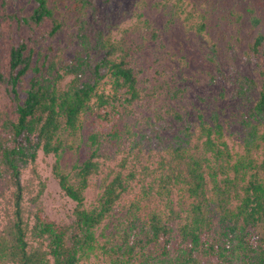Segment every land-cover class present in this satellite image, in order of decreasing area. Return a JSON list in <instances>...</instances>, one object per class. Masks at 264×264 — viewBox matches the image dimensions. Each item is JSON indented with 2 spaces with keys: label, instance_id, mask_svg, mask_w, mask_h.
Listing matches in <instances>:
<instances>
[{
  "label": "trees",
  "instance_id": "trees-1",
  "mask_svg": "<svg viewBox=\"0 0 264 264\" xmlns=\"http://www.w3.org/2000/svg\"><path fill=\"white\" fill-rule=\"evenodd\" d=\"M37 2L20 21L31 31L45 18L54 17L48 0ZM60 28L61 22L54 19L49 35ZM263 43L264 35L258 34L249 53H260ZM87 47L108 49L96 60L88 48L58 66L52 63L45 74L38 61L33 65V51L21 40L11 48L9 75L0 74L18 115L13 120L0 113V178L7 176L14 189L13 219L0 233V264H89L92 256L105 264H264V236L258 234L264 224V160L256 162L249 150L235 157L221 141L223 127L217 114L212 125L199 115L204 138L198 144L200 152L170 145L171 158L163 155L157 168L166 170L143 189L146 196L163 198V208L145 213L142 201L135 198L122 206L126 211L113 221L111 231L96 234V228L111 220L137 176L135 171L124 174L128 158L123 157L118 169L108 167L101 178L97 203L85 205L90 179L101 172L100 158L111 157L105 153L104 142L123 139V130L112 122L141 97L142 70L133 62L130 49H112L101 40ZM117 50L120 53L113 57ZM31 69L35 74L22 99L19 86ZM65 76L71 79L59 88ZM247 81L238 92L248 99L253 81ZM251 115L243 120L246 146L264 148V85ZM87 120L92 128L86 133ZM140 144L142 139L134 141L129 153ZM82 148L87 149V157L75 162L72 179L61 159L65 151ZM40 149L54 154V174L61 189L76 202L69 224L50 220L40 204L35 206L34 223L30 226L24 220L22 169L37 159ZM143 168L149 169L148 162ZM29 237L36 245L30 244Z\"/></svg>",
  "mask_w": 264,
  "mask_h": 264
},
{
  "label": "rangeland",
  "instance_id": "rangeland-1",
  "mask_svg": "<svg viewBox=\"0 0 264 264\" xmlns=\"http://www.w3.org/2000/svg\"><path fill=\"white\" fill-rule=\"evenodd\" d=\"M48 3L54 17L45 18L41 26L31 31L20 21L38 6L37 0H0L3 16L0 74L9 75L11 48L21 40L33 51V65L38 61L45 74L52 63L58 66L88 48L96 60L100 59L108 48L102 51L86 48V44L95 45L98 40L112 49H130L133 62L142 70L141 97L124 116L116 115L112 122L123 130V139L118 143L104 142L105 153L111 157L100 158L101 172L91 177L85 190V205L92 207L98 201L100 181L107 168L118 169L123 157L128 158L124 174L137 172L111 220L96 228L97 235L111 231L113 221L126 211L122 206L130 200L140 199L145 213L163 208V198L152 193L146 196L143 189L166 170L157 168L163 155L171 158L170 145L181 144V150L200 152L198 144L204 138L200 137L199 115L210 125L213 115L219 116L223 127L221 141L235 157L249 150V156L256 162L264 160L262 146H246L243 122L246 117L253 118L251 113L264 85V43L260 53H249L257 35H264V0H48ZM255 18L259 23H255ZM54 19L61 22V28L51 36ZM119 53L117 50L112 56ZM34 74L31 69L19 86L22 99ZM70 79L71 76L62 78L59 88H65ZM249 79L253 84L247 99L238 90ZM0 113L17 120L11 92L1 78ZM88 124L89 120L84 121L86 133L92 128ZM112 124L104 127L111 128ZM139 139L143 144L129 153L131 144ZM86 157L85 148L79 152L65 151L61 159L63 170L74 179L75 162ZM55 160L53 153L46 154L40 149L37 159L22 169L23 215L30 226L34 223L36 204L43 206L46 217L57 223L69 224L74 219L76 202L61 189L54 174ZM147 162L149 169L145 170ZM13 190L7 176L0 178V233L5 232L13 219ZM172 196L175 203L177 188ZM258 234L264 236V224L258 228ZM29 241L36 245L31 237ZM89 264L105 263L92 256Z\"/></svg>",
  "mask_w": 264,
  "mask_h": 264
}]
</instances>
